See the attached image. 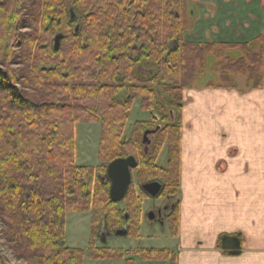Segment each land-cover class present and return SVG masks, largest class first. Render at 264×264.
<instances>
[{"label": "trees", "instance_id": "16d2710c", "mask_svg": "<svg viewBox=\"0 0 264 264\" xmlns=\"http://www.w3.org/2000/svg\"><path fill=\"white\" fill-rule=\"evenodd\" d=\"M181 10L182 0H30L25 13L22 0H0V220L16 260L83 264L82 250L65 244L67 211L90 210L92 238L103 229L137 236L140 198L147 196L140 185L157 180L158 197L176 196L183 93L218 43L185 39ZM56 34L61 38L54 50ZM218 44L243 50L219 67L218 86L233 87L232 79L241 76L259 87L261 49L252 50L250 42ZM13 63L20 67L11 68ZM135 97L151 121H136L127 138L124 127ZM77 121L100 124L102 165L76 164ZM147 130L154 131L149 135L154 140L148 136L146 144ZM164 144L166 162L160 166L156 160ZM128 156L137 162L140 193L130 184L126 208L120 209L110 199L105 169ZM174 202L167 217L172 235L178 217ZM90 242L92 257L122 256ZM242 245L238 232L216 239L224 256L240 255ZM137 253L176 264L166 249ZM0 264H7L1 254Z\"/></svg>", "mask_w": 264, "mask_h": 264}, {"label": "crops", "instance_id": "0c3cea01", "mask_svg": "<svg viewBox=\"0 0 264 264\" xmlns=\"http://www.w3.org/2000/svg\"><path fill=\"white\" fill-rule=\"evenodd\" d=\"M193 6L185 39L257 43L262 83L225 88L195 82L184 90L177 230L161 249L175 254L176 264H264V0H196ZM228 20L239 21L241 30L232 23L231 31L242 40L229 39ZM222 117L236 124V134L221 125ZM237 232L243 237L240 255L224 256L217 236Z\"/></svg>", "mask_w": 264, "mask_h": 264}, {"label": "rangeland", "instance_id": "374dc122", "mask_svg": "<svg viewBox=\"0 0 264 264\" xmlns=\"http://www.w3.org/2000/svg\"><path fill=\"white\" fill-rule=\"evenodd\" d=\"M195 1V2H194ZM24 5L25 13L29 6L30 0H22ZM194 5L193 10L197 9L196 0H182V10L181 14L184 17V13L187 15L183 18L184 24L187 26L186 29L191 28V20L189 21L190 7ZM204 6L199 5V14H203L205 10ZM238 13V12H237ZM194 21V20H193ZM236 21V22H234ZM238 20H228V26H226L225 30L230 31L229 39L233 41L242 40L237 35V32L231 31L233 28L232 23H235L237 28L241 30ZM193 23V22H192ZM187 24H190L189 27ZM207 23L201 21L202 28L206 26ZM218 27V26H217ZM201 28V30H202ZM199 30L200 33L203 31ZM20 32L26 31V28H20ZM190 32V31H189ZM191 33V32H190ZM227 33V32H225ZM184 36V33H183ZM187 36L190 39H194L195 35ZM193 37V38H192ZM220 43V42H218ZM215 45L211 54H208L204 60V64L200 68V73L196 79V84H204L207 85L213 84L218 86V69L220 65H224L226 62L230 60H235L238 56L243 54V50L230 48L227 46ZM251 44V43H250ZM254 51H259L257 43H252L250 47ZM16 57L19 56V50L17 47L13 48ZM19 64L13 63L11 68L17 70L19 68ZM233 85L239 86L241 81H247L248 86L251 84L246 79V77L235 76L233 79ZM195 85V83H194ZM233 86V87H234ZM193 87V86H192ZM221 87V86H220ZM136 121H151L150 115L147 111L142 110L140 105V98L135 97L132 102L131 110L129 112V118L126 121L124 132L125 136L128 138L130 136L132 126ZM221 125L229 128L232 127V133L236 134L235 123L224 119L223 117L219 119ZM230 130V129H229ZM101 128L100 124L97 122H87V121H77L74 124V145H75V162L77 165H85L96 167L98 165H102L103 162L99 159L98 155V147L100 140ZM150 141L154 140V137L149 136ZM150 145V144H149ZM148 145V146H149ZM166 162V145L164 144L162 149L159 152L156 163L160 166L164 165ZM136 171H132V182H131V190H134L137 194L140 193ZM173 201L176 200V196L172 198ZM163 197L151 198L146 196L144 198H140V208L141 213L139 215V223H138V231L137 236H118L114 234H109L105 236L104 241H101L102 236L105 234L103 230H99L96 234V237L92 238L91 234V212L90 210L87 212L80 211H67L65 213V244L67 247L71 248H80L83 252V264H127L128 261H133V264H171L170 259L168 260H148L143 259L139 256L137 251L139 249H161L163 246H167L166 244L172 242L170 237H172L170 233L169 222L164 220L163 223H160L155 220H151L148 218V214L151 211H154L156 207L161 206L163 203ZM118 208L125 209L126 203L124 199L117 203ZM3 225L0 220V254L2 255L4 261L7 264H24L22 260H16L13 256L12 251L10 250L7 242L5 241L2 233ZM93 239L94 246L97 248L108 247L111 250H117L122 253L121 257L111 256L112 254H106L105 258L92 257L93 253L91 250L90 241ZM158 246V247H157ZM219 250V249H218ZM102 251H106L102 249ZM110 251V250H109ZM220 251V250H219ZM107 252V251H106ZM175 262V261H173Z\"/></svg>", "mask_w": 264, "mask_h": 264}, {"label": "water", "instance_id": "95a60500", "mask_svg": "<svg viewBox=\"0 0 264 264\" xmlns=\"http://www.w3.org/2000/svg\"><path fill=\"white\" fill-rule=\"evenodd\" d=\"M60 38L61 34L55 35L54 50L58 48ZM153 132V130H147L144 132V143H148V136ZM136 164V159L133 156H128L115 158L106 165L105 178L110 183L109 196L111 201L118 203L124 199L127 190L132 182V171L136 167ZM140 189L143 190L147 196L151 198H157L162 190V184L157 180H153L141 184ZM148 218L154 220L155 213L151 211L148 214ZM106 235L109 234L105 233L102 236L101 241H104ZM114 235L125 236L126 231L123 229L118 230Z\"/></svg>", "mask_w": 264, "mask_h": 264}, {"label": "flooded vegetation", "instance_id": "af4514ba", "mask_svg": "<svg viewBox=\"0 0 264 264\" xmlns=\"http://www.w3.org/2000/svg\"><path fill=\"white\" fill-rule=\"evenodd\" d=\"M174 201L170 197H165L161 206L156 207L154 209L155 213V221L163 223L164 219H167L168 215H170L172 208L174 207Z\"/></svg>", "mask_w": 264, "mask_h": 264}]
</instances>
